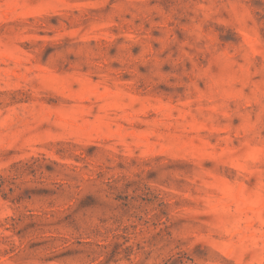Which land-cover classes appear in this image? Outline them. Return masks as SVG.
Here are the masks:
<instances>
[{"label": "rangeland", "instance_id": "1", "mask_svg": "<svg viewBox=\"0 0 264 264\" xmlns=\"http://www.w3.org/2000/svg\"><path fill=\"white\" fill-rule=\"evenodd\" d=\"M0 264H264V0H0Z\"/></svg>", "mask_w": 264, "mask_h": 264}]
</instances>
